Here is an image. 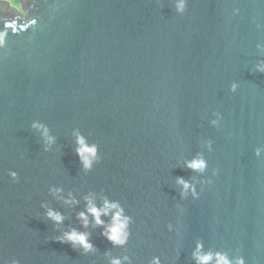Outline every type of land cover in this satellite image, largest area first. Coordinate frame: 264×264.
I'll list each match as a JSON object with an SVG mask.
<instances>
[{"label": "water", "instance_id": "obj_1", "mask_svg": "<svg viewBox=\"0 0 264 264\" xmlns=\"http://www.w3.org/2000/svg\"><path fill=\"white\" fill-rule=\"evenodd\" d=\"M17 2L0 0V264H196L198 242L264 264V0ZM89 194L132 218L125 245L81 227ZM69 226L94 249L56 241Z\"/></svg>", "mask_w": 264, "mask_h": 264}, {"label": "clouds", "instance_id": "obj_2", "mask_svg": "<svg viewBox=\"0 0 264 264\" xmlns=\"http://www.w3.org/2000/svg\"><path fill=\"white\" fill-rule=\"evenodd\" d=\"M17 6L18 3H17ZM187 8V0H177L176 10L179 13H184ZM4 36L0 35V43H3ZM259 70L264 72V65L259 67ZM237 85L233 84L230 88L231 91L236 90ZM219 118V117H218ZM213 125L217 124V120L211 122ZM34 128L42 129V135L45 138V151H48V145L54 143V137L49 136L48 129L46 126L40 123H33ZM77 147L75 153L82 164L85 171H90L92 166L98 160V146L95 144L89 145L86 142V138L80 134L76 135ZM260 154V150H257V155ZM206 161L203 159L202 155L197 154L192 160L185 161V167L195 170L204 171L206 169ZM10 175L13 179L16 178L17 174L11 172ZM177 184L182 186L181 197L186 196L187 190L190 188L188 181H185L182 177L177 178ZM55 192H61L62 189H53ZM194 195H196L194 193ZM63 199L65 204L76 205L79 201L76 200L71 194H69L67 199ZM45 205H42L44 207ZM47 218L53 220L55 223L60 224L65 219L64 215L52 208H48L46 211ZM110 217L108 221L102 220L101 217ZM76 219L81 222V227L87 229L89 225L98 226L102 229L101 235H103L109 242L114 246H123L126 244L130 232L129 228L132 223V218L125 214L123 206L119 201L109 200L106 196L102 198V203L97 204L95 202V197L91 194L84 197V207L81 211L76 213ZM91 233L84 231L81 232L74 226H69L68 230L63 232L62 235L56 237V241L60 243H68L73 248L77 246L81 247L85 253L92 251L94 245L90 241ZM203 244L198 242L196 249L193 252V259L196 264H209V262L215 260V264H244L242 258H238L235 261L230 260L226 254L220 252H208L203 253ZM124 259H128L125 257ZM15 264V262H14ZM111 264H121L119 259H113ZM153 264H159V258H154Z\"/></svg>", "mask_w": 264, "mask_h": 264}, {"label": "rangeland", "instance_id": "obj_3", "mask_svg": "<svg viewBox=\"0 0 264 264\" xmlns=\"http://www.w3.org/2000/svg\"><path fill=\"white\" fill-rule=\"evenodd\" d=\"M4 1H7V3L11 6V7H14V8H18L17 6V0H4Z\"/></svg>", "mask_w": 264, "mask_h": 264}]
</instances>
